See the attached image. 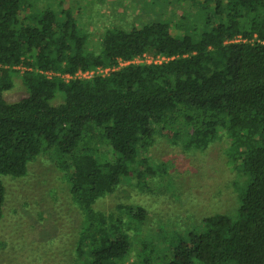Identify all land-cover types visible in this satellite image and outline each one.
<instances>
[{
    "label": "trees",
    "instance_id": "16d2710c",
    "mask_svg": "<svg viewBox=\"0 0 264 264\" xmlns=\"http://www.w3.org/2000/svg\"><path fill=\"white\" fill-rule=\"evenodd\" d=\"M150 2L172 5L171 16L109 27L94 50L62 0L41 9L0 0V176H23L41 152L58 154L84 214L82 264H124L135 240L142 250L130 264H264V0ZM143 54L167 59L119 65ZM96 67L109 71L65 79ZM14 74L26 93L7 102ZM220 136L244 176L232 214L205 216L199 232L159 250L141 239V206L119 205L117 217L94 208L127 178H155L148 152L157 142L203 151ZM3 200L0 179V215Z\"/></svg>",
    "mask_w": 264,
    "mask_h": 264
},
{
    "label": "rangeland",
    "instance_id": "374dc122",
    "mask_svg": "<svg viewBox=\"0 0 264 264\" xmlns=\"http://www.w3.org/2000/svg\"><path fill=\"white\" fill-rule=\"evenodd\" d=\"M29 1L33 9L52 3ZM150 1L62 0L61 6L72 10L88 32L87 47L97 50L101 34L109 27L128 29L153 18L171 16L172 5L154 6ZM184 6L193 14L197 10L189 2ZM25 93L19 74H14L12 86L3 96L7 102H14ZM227 144L226 137L220 136L203 151H186L165 141L157 142L148 152L155 178L148 179V184L127 178L112 194L97 200L94 208L117 217L119 205L141 206L147 220L141 239H153L159 250H164L166 244L189 232H199L203 217L234 212L244 176L228 165ZM57 156L54 150L43 151L28 163L23 176H0L4 186L0 264H82L88 257L89 242L80 241L84 214L56 165ZM141 250L135 240L124 264L135 261Z\"/></svg>",
    "mask_w": 264,
    "mask_h": 264
},
{
    "label": "built area",
    "instance_id": "2783aa9c",
    "mask_svg": "<svg viewBox=\"0 0 264 264\" xmlns=\"http://www.w3.org/2000/svg\"><path fill=\"white\" fill-rule=\"evenodd\" d=\"M167 58L161 56V57H158V58H152L151 56L149 55H145L143 54L142 56L140 57H135L133 58L132 60L130 61H119V65H122V64H126V63H129V62H133V63H139V62H146V63H150V62H161L162 60H165ZM109 71L108 68H100V67H96L94 69H90V70H85V71H81V70H78L76 71L73 75H65V79H69V78H74V79H78V80H83V79H89L93 76H96V75H105L107 74ZM46 75L50 76V72H45ZM56 75H58L56 73Z\"/></svg>",
    "mask_w": 264,
    "mask_h": 264
}]
</instances>
